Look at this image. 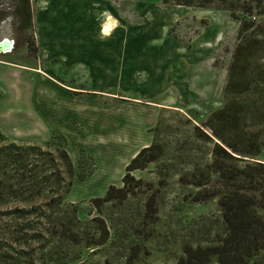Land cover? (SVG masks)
Listing matches in <instances>:
<instances>
[{
	"label": "rangeland",
	"instance_id": "374dc122",
	"mask_svg": "<svg viewBox=\"0 0 264 264\" xmlns=\"http://www.w3.org/2000/svg\"><path fill=\"white\" fill-rule=\"evenodd\" d=\"M11 1L0 0V39H12L14 48L0 54V59L43 69L37 40L39 31L44 33L43 14H38L37 24L33 18L32 26L23 27L20 19L11 13ZM94 1L44 0L41 11L46 15L47 28L60 25L63 29L70 28L72 33L78 4L91 9ZM31 6L34 14L36 7L32 3ZM116 6L128 18L130 29L128 40H117L116 55L138 63L153 59L161 69L156 73L160 77L155 78L157 81L166 78L161 75L163 63L169 61L171 65L169 72L165 70L170 75L166 80L168 85L153 97L159 107L144 100L141 103L130 100L141 87L137 77L129 84L132 93L75 92L77 95L70 99L50 89L47 91L51 106L49 117L43 120L41 116L32 122L27 115L31 113L27 109L26 91L30 80L27 75H20L24 81L21 88L0 91V130L9 139L23 143L44 144L57 133L66 137L75 175L65 199L78 204L80 220L101 215L111 229L109 242L96 250V247L76 246V252L81 251L82 264H177L185 244H214L225 233L219 204L225 186L211 167V144L197 137L195 126L202 125L209 113L224 103L227 70L241 20L246 15L243 10L252 7L253 15L246 17L261 21L264 0L215 1L205 7L163 0H128ZM3 12L5 15L1 16ZM102 33L110 32L104 33L102 27ZM140 36L145 38L139 41ZM32 37L35 52L28 47L27 40ZM98 41L100 48L109 49L112 44L107 42L113 39ZM86 43L87 48L98 47L90 40ZM141 74L140 71L138 75ZM38 86L37 91L30 90L36 96L43 90L42 84ZM154 91H150L151 96ZM38 103L42 107V102ZM153 141L162 146L157 158L144 169L129 171L136 179L141 178L143 184H136V193L121 204L104 203L99 213L90 199L103 196L111 184L122 186L130 160L143 145ZM82 151L92 155L95 162L93 172L83 180L77 176ZM262 151L259 157L247 158L264 162V146ZM233 163L243 165L239 161ZM242 187L241 192L255 197L252 210L264 217L263 187L257 189L249 183ZM206 192L214 194L200 199L201 193ZM152 195L157 208L153 217L145 214V201ZM9 209L7 204L0 203V235L12 228ZM135 250H138L137 256L133 254ZM208 264H219L216 256ZM247 264H264V248L252 255Z\"/></svg>",
	"mask_w": 264,
	"mask_h": 264
},
{
	"label": "trees",
	"instance_id": "16d2710c",
	"mask_svg": "<svg viewBox=\"0 0 264 264\" xmlns=\"http://www.w3.org/2000/svg\"><path fill=\"white\" fill-rule=\"evenodd\" d=\"M215 1L229 0H163L200 7ZM11 4V13L20 24L32 26L31 0H12ZM243 13L227 70L225 101L202 125L195 126L197 137L211 144L210 164L225 186L219 199L225 233L214 244H185L177 264H208L214 256L219 264H247L264 248V217L252 210L255 197L241 192L249 183L257 189L263 187L264 194V162L247 158L258 156L264 146V19L247 18L253 15L252 7ZM27 42L30 50L37 51L33 37ZM161 151L162 146L154 141L142 147L126 166L122 186L109 185L103 196L90 199L92 207L101 213L104 203L121 204L136 193V184L143 180L129 171L146 168ZM79 167L77 176L82 180L89 177L95 168L92 155L82 151ZM74 175L64 135L54 134L44 144L23 143L0 130V203L10 208L12 223V228L0 235V264H82L76 246L96 250L109 242L111 229L105 217L94 215L82 221L77 215L78 204L66 201ZM201 194L200 199L214 193ZM154 205L152 195L145 201L147 216L157 212ZM133 254L137 256L138 250Z\"/></svg>",
	"mask_w": 264,
	"mask_h": 264
},
{
	"label": "crops",
	"instance_id": "0c3cea01",
	"mask_svg": "<svg viewBox=\"0 0 264 264\" xmlns=\"http://www.w3.org/2000/svg\"><path fill=\"white\" fill-rule=\"evenodd\" d=\"M126 1L128 0H118L113 3V0L112 2L96 0L91 9L79 3L76 8V27L71 28L72 33H70V28L63 29L60 25L57 27L49 25L51 28H47L46 15L41 11L44 0H31V3L36 7L33 14L36 24L38 14H43V22H40L43 24L44 33L39 31L38 37L36 36L39 53L42 54L43 69L37 68V66H25L12 60L0 59V91L4 93L21 88L24 81L19 76L27 75L30 80L26 85L29 103L27 109L31 110V113L27 112V115L31 117L32 122H36L35 118L41 116L43 120L45 117H49L51 106L48 95L50 89L70 99L77 95L75 92L80 94L83 92L115 94L117 93L115 91L118 90L131 92L129 84L137 77L140 79L138 83L141 86L137 90L138 94L127 98L130 97V100L135 103H141L144 100L158 106L159 103L154 102L153 97L156 93L165 90L168 85L166 80L170 78V75H166L165 70L169 72V66H171L169 61L163 63L161 75L166 77L165 80L161 78L160 81H157L155 78L160 77L156 73L161 69L156 67L153 59H144L138 63L135 59L125 60L116 55V48L119 44L117 40H128L130 30L128 18L116 10V3L122 4ZM109 16L113 20L114 28L109 31L108 35H104L102 27ZM69 33L70 35H68ZM46 34L50 38H47ZM106 38L113 39V42H107L112 46L109 49L100 48L101 42L98 40ZM144 38L145 36H140L138 39L142 41ZM88 40L96 43L98 47L87 48L86 41ZM140 71L142 74L139 76ZM38 84L43 85V90L42 94H37V97L30 90L36 88L37 91ZM114 88L117 90H113ZM150 91H154L152 96ZM63 99L61 98V100ZM38 102H42V107ZM147 145L149 144L143 146Z\"/></svg>",
	"mask_w": 264,
	"mask_h": 264
},
{
	"label": "bare ground",
	"instance_id": "6f19581e",
	"mask_svg": "<svg viewBox=\"0 0 264 264\" xmlns=\"http://www.w3.org/2000/svg\"><path fill=\"white\" fill-rule=\"evenodd\" d=\"M114 23L113 20L111 19V17L109 16L108 19L106 20V22L103 25V32L104 33H109V31H111L112 27H113ZM3 40L0 39V42ZM4 46L5 48H7V51L11 52L14 48V41L10 38H6V40L1 44V46Z\"/></svg>",
	"mask_w": 264,
	"mask_h": 264
},
{
	"label": "built area",
	"instance_id": "2783aa9c",
	"mask_svg": "<svg viewBox=\"0 0 264 264\" xmlns=\"http://www.w3.org/2000/svg\"><path fill=\"white\" fill-rule=\"evenodd\" d=\"M9 51H7V49H4V48H0V54L2 53H8Z\"/></svg>",
	"mask_w": 264,
	"mask_h": 264
},
{
	"label": "water",
	"instance_id": "95a60500",
	"mask_svg": "<svg viewBox=\"0 0 264 264\" xmlns=\"http://www.w3.org/2000/svg\"><path fill=\"white\" fill-rule=\"evenodd\" d=\"M6 40V38H3V40L0 42V48H4V49H7V48H5L3 45L1 46V44L4 42ZM254 160V159H253ZM256 161H258V160H256ZM260 161V160H259ZM262 162V161H261Z\"/></svg>",
	"mask_w": 264,
	"mask_h": 264
}]
</instances>
